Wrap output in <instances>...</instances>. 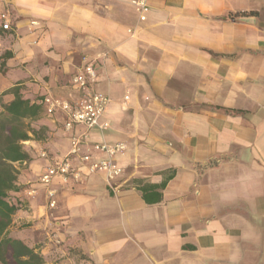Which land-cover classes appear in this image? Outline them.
<instances>
[{"label": "crops", "instance_id": "1", "mask_svg": "<svg viewBox=\"0 0 264 264\" xmlns=\"http://www.w3.org/2000/svg\"><path fill=\"white\" fill-rule=\"evenodd\" d=\"M148 5L140 19L130 0H0V111L18 88L40 136L13 164L8 236L46 264H264V0ZM89 62L108 129L88 132L80 154L123 143L122 174L112 190L74 157L83 180L54 179L49 209L38 177L86 129L66 134L44 100L80 102L72 78Z\"/></svg>", "mask_w": 264, "mask_h": 264}, {"label": "built area", "instance_id": "2", "mask_svg": "<svg viewBox=\"0 0 264 264\" xmlns=\"http://www.w3.org/2000/svg\"><path fill=\"white\" fill-rule=\"evenodd\" d=\"M149 0H130V5L140 19H143L149 10ZM1 28L3 30H11L8 16L0 15ZM97 80L96 69L93 62L84 64L72 78V85L83 93V98L80 102L71 103L67 100H52L45 99L47 115L51 116L56 110H59L65 116L63 125L64 132L71 134L75 126H83L86 132L80 136H69L70 149L64 159L49 163L44 172L38 177L37 184L46 187V199L49 209L55 208V191L50 189L54 179H58L62 184H67L71 181L80 182L83 180V173L72 166L71 159L77 157L81 164L88 165L85 167L86 173L93 175L102 173L108 187L115 190L113 181L122 174V169L113 164L116 156L121 155L126 147L123 143L107 144L105 142L95 143L87 149L86 154H80L81 144L88 137V132L98 130L104 132L108 129L106 122H101V119L109 105V98L105 95L96 93L93 87ZM91 152L101 153L105 156L104 160L91 162ZM40 157L47 159L46 153L40 154ZM36 190L34 188L26 191L28 197L34 196Z\"/></svg>", "mask_w": 264, "mask_h": 264}, {"label": "trees", "instance_id": "3", "mask_svg": "<svg viewBox=\"0 0 264 264\" xmlns=\"http://www.w3.org/2000/svg\"><path fill=\"white\" fill-rule=\"evenodd\" d=\"M10 56L0 55V66ZM1 69V67H0ZM18 88L11 90L14 99L2 106L0 111V264H46L38 253L23 242L8 236L11 217L18 207L11 203L9 192L15 190L18 171L13 166L30 160L23 150L22 142L30 139L29 133L39 139L38 132L30 127L27 120L38 116L39 108L23 100Z\"/></svg>", "mask_w": 264, "mask_h": 264}]
</instances>
